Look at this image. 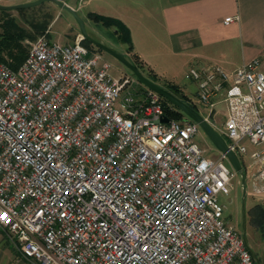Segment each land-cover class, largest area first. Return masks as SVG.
Masks as SVG:
<instances>
[{"label": "built area", "instance_id": "2783aa9c", "mask_svg": "<svg viewBox=\"0 0 264 264\" xmlns=\"http://www.w3.org/2000/svg\"><path fill=\"white\" fill-rule=\"evenodd\" d=\"M83 41L42 36L17 70L0 65V229L35 264H256L219 200L237 176L227 157ZM186 76L199 104L225 103L220 133L262 192L261 59Z\"/></svg>", "mask_w": 264, "mask_h": 264}, {"label": "crops", "instance_id": "0c3cea01", "mask_svg": "<svg viewBox=\"0 0 264 264\" xmlns=\"http://www.w3.org/2000/svg\"><path fill=\"white\" fill-rule=\"evenodd\" d=\"M31 1L35 0H0V4L11 6ZM61 1L77 10L81 17L89 18V13H95L123 22L130 30L133 50L128 51V44L119 41L112 45L123 53L136 55L147 68L167 64L164 72L171 78H178L182 72L185 84L170 80L181 87L192 103L204 109L205 112H199L211 124L217 125L211 115L214 111H224L225 119V103L217 98L213 106L199 104L197 87L194 93L188 89L189 83L195 84L186 76L188 69L193 65H212L231 73L255 58L261 59L264 69V0ZM231 16H239V20L226 24L224 20ZM219 105L222 107L218 111ZM250 195H260L256 204L264 208V190L260 193L250 190ZM0 264L35 263L23 258L0 229Z\"/></svg>", "mask_w": 264, "mask_h": 264}, {"label": "rangeland", "instance_id": "374dc122", "mask_svg": "<svg viewBox=\"0 0 264 264\" xmlns=\"http://www.w3.org/2000/svg\"><path fill=\"white\" fill-rule=\"evenodd\" d=\"M7 6V5H5ZM82 14V13H81ZM84 17V18H83ZM83 20L86 25L87 33L90 37L95 40L102 42L103 44L113 47V49L121 52L117 46H113L112 44L116 41L114 36V31L112 28H107L103 24L97 23L93 20H89L86 16H83ZM36 26H45L46 31L44 33H39L36 31ZM20 30L23 32L25 37L17 42L6 43L4 47V54L9 62H15L17 56L25 54L28 55L29 50L32 44L40 37L46 36L52 41H60L66 43H73L76 41L77 37L81 34L79 25L75 19V17L67 10L61 9L55 3L44 2L41 5L36 7L21 9V10H12L5 11L0 10V32H6L7 29ZM51 30L53 33H51ZM57 39V40H55ZM91 51H99L100 49L91 43L89 47ZM131 52V51H130ZM103 56L107 61L110 62L111 67L110 71L114 76H134L133 72L128 69L123 63L117 60L112 55L101 51ZM123 53V52H122ZM14 54V55H13ZM131 61L133 56L131 54L124 53ZM13 55V56H12ZM16 56V58H15ZM27 58V57H26ZM164 68H167V64H158V66L153 65V68H147L145 66V71L141 70L147 77L148 72L152 73L155 77H157L158 84L164 87L165 83L172 82L170 78V74H166L164 72ZM178 78H171L176 82H181L185 84V78L183 73L178 74ZM137 78V77H136ZM189 82V81H188ZM194 83V82H193ZM188 89L192 91V93L196 90V84L189 83ZM138 88H146L143 84L139 82ZM147 89V88H146ZM198 107V111L205 112L204 109ZM221 105H219L216 110H221ZM179 110V109H178ZM185 115V114H184ZM212 118H216V123L212 124L214 128H216L219 132L222 128V124L224 119V111H214ZM215 115V116H214ZM185 120H191L187 115L184 117ZM223 136V135H222ZM197 141L200 146L206 150L205 154L211 158H218L221 155V152L216 148L214 143L210 140V138L206 135V133L201 129L200 133L197 136ZM250 150L252 147L249 145ZM226 163L231 167V164L228 160ZM234 187L230 194L225 195L221 194L219 196L220 202L225 207V217L226 220L232 224L238 232L242 234V221H243V213H242V203H243V193L244 186L242 184V179L240 175L237 174L234 179ZM246 231H247V239L249 245L256 253L258 259L261 263H264V236L262 235V231L260 228L254 226L252 223L253 213L252 209L258 203L260 195H250L251 187L246 178Z\"/></svg>", "mask_w": 264, "mask_h": 264}, {"label": "water", "instance_id": "95a60500", "mask_svg": "<svg viewBox=\"0 0 264 264\" xmlns=\"http://www.w3.org/2000/svg\"><path fill=\"white\" fill-rule=\"evenodd\" d=\"M53 2L57 6L62 9L69 11L76 19L81 34L84 39H87L89 42L97 46L102 51L112 55L121 63H123L128 69H130L133 74L137 77L139 82L143 84L147 89L159 94L161 97L167 99L172 105L176 106L182 113L187 115L192 121L198 123L201 129L206 133V135L210 138V140L214 143L216 148L227 157L228 161L230 162L231 166L235 170V172L240 175L242 179V184L244 186V193H243V203H242V213H243V221H242V236L245 240V243L249 250L252 253V256L256 262V264H262L261 261L258 259L256 253L249 245L247 239V231H246V175L244 171V167L242 164L241 159L239 156L230 149L227 144L226 139L222 136V134L214 128V126L207 120L198 110H196L193 106L182 100L173 92L169 91L162 85L158 84L157 82L153 81L149 77H147L139 67L134 64L124 53L119 52L102 42L95 40L94 38L90 37L86 30V25L83 18L80 16L77 10L73 7L69 6L68 4L64 3L61 0H35L27 3H21L11 6H5L0 4V10L5 11H12V10H21V9H28L32 7H36L38 5L43 4L44 2ZM164 122H168V118L163 119Z\"/></svg>", "mask_w": 264, "mask_h": 264}, {"label": "trees", "instance_id": "16d2710c", "mask_svg": "<svg viewBox=\"0 0 264 264\" xmlns=\"http://www.w3.org/2000/svg\"><path fill=\"white\" fill-rule=\"evenodd\" d=\"M88 17L97 23L103 24L107 28L114 27L115 30H114L113 38H115L116 41L128 44V51L133 50V41L130 34V30L123 22L115 18L106 17L95 13H89ZM35 28L36 31H38L39 33H44L46 31L45 26H36ZM24 37H25L24 33L20 32V30H13L9 28L4 33L0 32V65L6 64L13 70H17L19 66L26 60L27 55L25 56V54H22L17 56V58L15 56L16 58L15 62H9L4 54V47L6 43L17 42L22 40ZM83 43L88 48L91 46V42H89L87 39H84ZM101 51L102 50L100 49V52ZM131 58H132V62L136 64L139 67V69L145 71V65L140 61V59L136 55H134ZM148 77L153 81L158 82L157 77H155L152 73H150V71L148 72ZM164 87L169 91L173 92L174 94H176L178 97H180L182 100H184L191 106H193L196 110H198V107L190 101L189 96L182 91L179 85L173 82H167L165 83ZM139 91L140 93L147 92V89L139 88ZM162 101L165 109L166 118L176 119V120L184 119L185 117L184 113L178 110L176 106L172 105L167 99L163 97H162ZM252 213L254 215L252 223L254 224V226L261 229L262 235L264 236V208L260 204H256L252 209Z\"/></svg>", "mask_w": 264, "mask_h": 264}]
</instances>
